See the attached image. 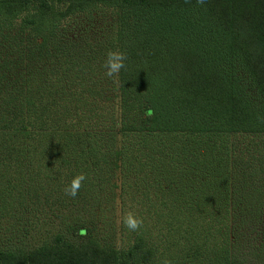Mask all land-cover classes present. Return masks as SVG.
<instances>
[{
	"label": "trees",
	"instance_id": "1",
	"mask_svg": "<svg viewBox=\"0 0 264 264\" xmlns=\"http://www.w3.org/2000/svg\"><path fill=\"white\" fill-rule=\"evenodd\" d=\"M105 50L126 57L114 78L92 64ZM234 136L253 143L233 154ZM55 163L65 185L84 175L76 196L103 167L181 192L162 214L181 254L167 232L117 248L79 224L84 240L0 247V264H264V0H0V201L24 187L11 170Z\"/></svg>",
	"mask_w": 264,
	"mask_h": 264
},
{
	"label": "rangeland",
	"instance_id": "2",
	"mask_svg": "<svg viewBox=\"0 0 264 264\" xmlns=\"http://www.w3.org/2000/svg\"><path fill=\"white\" fill-rule=\"evenodd\" d=\"M107 21V17H97L86 24V33L90 40L96 41L102 38ZM105 54L106 50L102 54L99 53L97 59L92 61L96 69L100 70L101 67V70H105L103 67ZM117 113L119 118V112ZM260 142L261 139L254 141V143ZM230 143H234L230 148L235 154L253 141L250 137L234 136L229 138ZM174 145L176 147L173 152L180 148L179 143ZM201 149L204 147L202 146ZM195 150L198 149L193 148L192 152L189 150L188 154L182 156L183 160L191 161ZM24 169L28 168L24 167L17 173L11 170L14 184L21 181L24 187L9 195H1L6 201H0V247L30 249L50 243L57 233H64L69 240L80 242L86 236L78 235L74 227L82 224L90 226L93 236L102 244L117 248L129 246L133 236L141 230L147 231V234H151L154 238H157L158 234L167 232L170 235V242L173 243L167 252L168 260L177 258L181 254L184 243L180 241L181 238L168 231L171 227L163 221L165 217L162 215L169 212L176 196L180 200L183 198L181 192L174 195L163 194L153 187L155 184L153 177L147 178V182L141 185L137 176H144L145 173L139 170L133 172L130 169L128 173L125 168L103 167L98 179L95 178L99 183L96 189L85 191L84 196L71 197L64 191L71 168L55 163L51 169L42 170L40 175L31 173L33 176H27L23 172ZM21 173L25 175L23 178L20 177ZM150 184L151 200L143 204L140 200L144 198L145 186L148 187ZM164 200L167 205L160 204ZM129 214L141 221L140 227L135 231L127 229L124 225V218Z\"/></svg>",
	"mask_w": 264,
	"mask_h": 264
},
{
	"label": "clouds",
	"instance_id": "3",
	"mask_svg": "<svg viewBox=\"0 0 264 264\" xmlns=\"http://www.w3.org/2000/svg\"><path fill=\"white\" fill-rule=\"evenodd\" d=\"M125 54L119 50H110L106 54L104 62V75L108 78H114L125 67ZM85 179L83 174L75 176L70 184L66 185L64 191L67 195L75 197L81 186V182ZM141 221L129 214L124 218V225L127 229L135 231L140 227Z\"/></svg>",
	"mask_w": 264,
	"mask_h": 264
}]
</instances>
